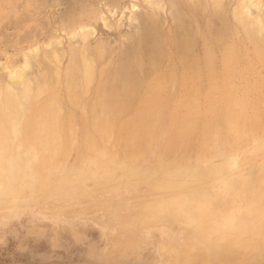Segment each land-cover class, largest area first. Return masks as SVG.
<instances>
[{"label": "rangeland", "instance_id": "1", "mask_svg": "<svg viewBox=\"0 0 264 264\" xmlns=\"http://www.w3.org/2000/svg\"><path fill=\"white\" fill-rule=\"evenodd\" d=\"M55 1L0 0V264H264V0L82 2L98 15L68 30L46 26L65 8ZM131 4L139 6L133 14ZM12 9L29 18L6 29ZM145 12L161 30L160 43L151 40L160 51L137 44L132 105L144 103L151 84L157 108L91 109L103 87L110 94V74L129 40L136 43ZM33 27L42 38L9 48ZM57 40L63 48L48 47ZM69 53L78 65L73 106L57 105L56 132L30 133L48 95L66 86ZM26 61L30 87L11 108L5 87Z\"/></svg>", "mask_w": 264, "mask_h": 264}, {"label": "bare ground", "instance_id": "2", "mask_svg": "<svg viewBox=\"0 0 264 264\" xmlns=\"http://www.w3.org/2000/svg\"><path fill=\"white\" fill-rule=\"evenodd\" d=\"M42 2H44V3H46V1H49V0H41ZM55 1V0H54ZM62 1V0H61ZM61 1H59L60 3H62ZM65 1V0H64ZM102 1V0H101ZM110 1V3H115L117 0H109ZM56 2V1H55ZM84 3V2H87V6L89 7H91V9H93V6H95V5H99L100 4V0H86V1H82V0H66V2H65V8H64V10L62 9V12H61V14H59V15H55V16H57V17H52V18H50V20L49 21H47V19H46V21H47V25L46 26H52V25H54L55 23H58L62 28H64V29H66V30H68V29H70V28H72V27H74V26H76V25H78L79 23H81L82 24V22H84L85 20L87 21L88 20V22H85V23H89L90 22V20H92L93 19V17H94V19L96 18L95 16H96V14L98 13L97 12V10L98 9H96V10H90L89 8V11L87 10V6H83L84 4L86 5V3H84V4H82L81 5V3ZM126 2V1H125ZM169 2H170V5L173 7V5H174V0H169ZM178 2V1H177ZM60 3H58V5H57V7H60L59 5H60ZM128 3V2H127ZM176 3V2H175ZM203 3V2H202ZM108 3H106V5H107ZM252 4V3H251ZM50 5V4H49ZM112 5V4H111ZM121 5V4H120ZM177 5V4H176ZM194 5V4H193ZM104 6V5H103ZM116 6V5H115ZM117 6H118V4H117ZM18 7H19V5H18ZM51 7V6H50ZM53 7V6H52ZM127 7H129V11L133 14V13H135L136 12V10L139 8V6H138V8H136V5H129V6H127ZM169 7V6H168ZM171 7V8H172ZM55 8V7H54ZM53 8V9H54ZM62 8H63V5H62ZM81 8V9H80ZM114 7H112V9H113ZM117 8V7H116ZM120 8H121V6H120ZM95 9V8H94ZM133 9H135V10H133ZM178 9V8H177ZM205 9V8H204ZM245 9V8H244ZM247 9V8H246ZM251 9V8H250ZM35 10V9H34ZM34 10H33V12H34ZM58 10V9H57ZM56 10V11H57ZM85 10V11H84ZM55 11V10H54ZM58 11H61V9H59ZM88 11V12H87ZM99 11V10H98ZM135 11V12H134ZM180 11V10H179ZM21 11H19L18 13L16 12L15 14H14V9H12L11 11H10V13H9V15L7 16V21H6V23H7V25H6V29H13V28H15L16 26L17 27H19V24H20V21H22L24 18L26 19H28L29 18V16H26V14L25 13H20ZM121 12V11H120ZM140 12V11H139ZM141 13H144L143 11L141 12ZM140 13V14H141ZM22 14V15H21ZM23 14L26 16H23ZM138 14V13H137ZM146 14H148V13H146L145 12V15ZM204 14V13H203ZM98 15V14H97ZM139 15V14H138ZM144 15V17H146ZM235 15V14H234ZM23 17V18H22ZM143 17V18H144ZM148 17V16H147ZM146 17V19H141V20H143V21H141L142 22V24H141V22H140V24H141V30H140V32H138L137 33V38H135L136 40H134V42H136V43H133V40H129V44L127 45V49H125V51H121L122 52V57H120V59H121V62H120V60H118L119 62H118V65L116 64V66H118V67H114V68H116V69H114L112 72H111V76H112V79H111V82H110V84H109V82H108V84H109V86L111 87V92H110V94L109 95H106V89L108 88L107 86L106 87H103L102 88V92L101 93H98L96 96H95V98H94V101L92 102V107H91V105H90V107H91V109H95V110H102V109H107L108 111H111L112 113H116V112H120V111H124V110H130V109H132V108H135L136 110H138L139 112H141V113H143V111H149V112H151L152 110H155L156 108H157V103H155V102H153L152 101V96H153V94H154V92L152 91L153 90V88H151L150 86H151V84H148L146 87H147V89L145 90V93H144V97H145V101H144V103L142 104V105H140L139 104V106H133L132 104L134 103L133 101V96L135 95V91H136V89L137 90H139L138 88H137V86H138V83L140 82L138 79H137V77H133V76H136V69H135V67H132L133 65H134V62H135V60L137 59V57L141 54L140 53V51H139V48H137V44L138 45H140V48L142 47V49H144L145 48V46L143 47V45L141 46V44L143 43H145V45L146 46H148V43L149 44H152L151 46H150V48L152 49V47H154V49H157L158 48V50L160 51V49H159V47H157V43H160V41H161V38H160V36L158 35V34H156L158 31H157V27H155L156 25H154L153 26V24H152V21L151 20H149L150 18L148 17L147 18ZM240 17V16H239ZM131 18V17H130ZM129 18V19H130ZM132 19V18H131ZM148 19V20H147ZM140 20V19H139ZM26 21H29V20H26ZM36 21V20H35ZM130 21V20H129ZM224 21V20H223ZM222 21V22H223ZM263 21V20H262ZM25 22V21H24ZM23 21H22V23H24ZM40 22V21H39ZM132 22H135V20L134 21H132ZM136 22H137V20H136ZM225 22V21H224ZM241 22V21H240ZM5 23V24H6ZM154 23V22H153ZM242 23V22H241ZM41 24V23H40ZM43 24V25H44ZM97 24V23H96ZM95 24V25H96ZM100 24V23H99ZM155 24V23H154ZM262 24V23H261ZM93 25V24H92ZM91 25V26H92ZM101 25V24H100ZM99 25V26H100ZM224 25V24H223ZM258 25H259V27H264V25L262 24V26L259 24V21H258ZM20 26H22L21 24H20ZM24 26V25H23ZM98 26V25H97ZM180 26V25H179ZM191 26V25H190ZM246 26V25H245ZM154 27H155V29H154ZM178 27V26H177ZM258 27V29H260ZM96 28V27H95ZM184 28V27H183ZM29 29H31L30 31H28V32H23V33H19V32H17L16 34H14V36H15V44H11V43H9V48H11V49H13L14 51H16V53H17V51L19 50L18 49V46L20 45L21 46V44L22 43H25V42H27L29 39L31 40L32 38L34 39V38H39V37H41L43 34H44V32H40L39 31V29H36L35 27H33V29L32 28H29ZM51 29V28H50ZM102 29V28H101ZM100 29V30H101ZM138 29H139V27H138ZM154 29V30H153ZM49 30V29H48ZM76 30V29H75ZM159 30V29H158ZM261 30H263V31H261ZM261 30H259V32L261 31V32H264V29L262 28ZM84 31V30H83ZM154 31V32H153ZM155 31H157L156 33H155ZM160 32H161V30H159ZM246 31V30H245ZM248 31V30H247ZM255 31V30H254ZM253 31V32H254ZM9 32H11V31H9ZM129 32V31H128ZM251 32V31H250ZM249 32V33H250ZM261 32L259 33V34H261ZM105 33V32H104ZM226 33V32H225ZM252 33V32H251ZM255 33H258L257 31L255 32ZM155 34V39H153L154 37H153V35ZM77 35H79V34H77ZM86 35V34H85ZM136 35V34H135ZM253 35V34H252ZM256 34H254V36H255ZM6 36V35H5ZM46 36V35H45ZM76 35L74 34V37H75ZM159 36V38H160V41H157L159 38H156V37H158ZM162 36V35H161ZM224 36H225V34H224ZM249 36H250V34H249ZM73 37V38H74ZM86 37V36H85ZM84 37V39H86ZM111 37V36H110ZM251 37V36H250ZM253 37V36H252ZM263 37V36H262ZM42 38V37H41ZM44 39V38H43ZM157 39V40H156ZM254 39H255V37H254ZM64 40H67V38L66 39H64ZM64 40H60V41H56L55 43H52V44H49V46L48 47H52V46H58V47H62L63 48V46L65 45L64 43ZM69 40H70V38H69ZM107 40V39H106ZM151 40H153V43H154V40L157 42H155L156 44H155V46H153V43L151 42ZM181 40V39H180ZM185 40V39H184ZM9 42V41H8ZM10 42H11V40H10ZM29 42V41H28ZM32 42V41H31ZM151 42V43H150ZM48 43V42H47ZM106 43H107V41H106ZM181 43V42H180ZM184 44V43H183ZM186 44V43H185ZM185 44L184 45H182V47L184 48V49H182V50H184V52L186 53H188L189 51H188V49H189V47L186 45L185 46ZM24 45V44H23ZM123 45V44H122ZM136 45V46H135ZM161 45V44H160ZM29 46V45H28ZM159 46V45H158ZM163 46V45H162ZM162 46H160L161 47V51L163 52V50H162ZM45 47V46H44ZM90 47V46H89ZM88 47V48H89ZM155 47H157V48H155ZM8 48V47H7ZM20 48V47H19ZM43 48V47H42ZM21 49V48H20ZM71 49V48H70ZM90 49V48H89ZM22 50V49H21ZM141 50V49H140ZM145 50H146V48H145ZM150 50V49H149ZM157 50V51H158ZM37 51V50H36ZM36 51H34V52H36ZM73 50H70V52H72ZM147 51V50H146ZM145 51V52H146ZM156 51V52H157ZM19 52V51H18ZM121 52H120V54H121ZM144 51L142 50V53H143ZM155 52V51H154ZM178 52V51H177ZM182 52V51H181ZM179 53L180 54V58H179V65L181 66V68L184 66V65H186V63H188L189 62V58L187 57L188 56V54H187V56H186V54L184 53V52H182V53ZM73 53V52H72ZM82 53H83V50H82ZM91 53V52H90ZM110 53V52H109ZM164 53V52H163ZM146 54V53H145ZM150 55V57L148 58V64L147 65H149V67L151 68V67H153L154 68V66H155V63L156 62H154L153 60H152V58H153V55L151 54V53H149ZM159 54V53H158ZM157 53H156V55H158ZM178 54V53H177ZM212 54H214V53H212ZM17 55V54H16ZM15 55V56H16ZM74 55V53L72 54V56ZM94 55H95V57L100 61V60H102L103 59V57H104V55H105V48L104 47H102V48H100V49H97L96 50V52L94 53ZM143 54H141V56H142ZM164 55V54H163ZM163 55H160V57H162ZM33 56V55H32ZM71 56V53H69V57ZM75 56V55H74ZM88 56V55H87ZM179 56V55H178ZM193 56V55H192ZM34 58L33 59H35V62H37V60H38V62L40 63V64H42L43 66L46 64V62H42L41 63V61H39V59L37 58V54L36 53H34V56H33ZM147 57V56H146ZM152 57V58H151ZM154 57H157V56H155L154 55ZM18 58H20V57H18ZM25 58H26V55H25ZM43 58V57H42ZM53 58L54 59H57L58 60V56L55 54L54 56H53ZM68 59V54L66 53L63 57H62V60L63 59ZM70 58H73V60L72 59H69V64L66 66V72H65V74H63L62 73V75L64 76V78H66L67 79V82L65 81V83H66V86L64 87V88H62L61 87V89L59 90V93L57 94V95H55V96H53V94L54 93H51V94H49L48 95V101L41 107V109H40V111L41 112H43V115H44V118H42V119H40V120H37L36 122H37V127H35L34 129H31L29 132L30 133H34V132H39V131H46L47 130V132H56L57 131V129L59 128V125H60V122L58 121V119L56 118V116L55 115H57V114H55L54 112L56 111V110H58V104L60 103V102H62L63 104H65V108H67V109H69V108H71V106H73V105H71L70 103H68V101H69V98H70V94H71V77H73V73H74V66H75V69H78V65H76L74 62L76 61L75 60V57H70ZM87 58H89V57H87ZM142 58H143V56H142ZM158 58V57H157ZM17 59V58H16ZM44 59H45V57H44ZM43 59V60H44ZM140 59V58H139ZM155 59V58H154ZM26 60H27V58H26ZM71 60H72V62H71ZM157 61L159 60V59H156ZM12 61V60H11ZM44 61H47L46 59L44 60ZM160 61V60H159ZM201 61V60H200ZM13 62V61H12ZM19 62V61H18ZM37 62V63H38ZM48 62V61H47ZM62 62V61H61ZM77 62V61H76ZM161 62V61H160ZM211 62H212V59H211V56L208 54V56H207V63L208 64H211ZM65 63V62H64ZM136 63V62H135ZM159 63V62H158ZM157 63V64H158ZM16 64H17V62H16ZM16 64H14V63H12V65H16ZM39 64V65H40ZM61 64V63H60ZM75 64V65H74ZM10 65H11V63H10ZM11 65V66H12ZM74 65V66H73ZM115 65V64H114ZM141 65V64H140ZM177 65V64H176ZM192 65V64H191ZM47 66H49V63H47ZM76 66H77V68H76ZM144 66V65H143ZM187 66V65H186ZM186 66H184L185 68H186ZM24 67V66H23ZM29 67H30V65H29ZM53 67V66H52ZM28 69V63H27V61H26V67L24 68V70H23V72H19V71H17V72H11L10 73V76H9V80H10V82H11V84H9L8 86H6L5 88H6V103H7V105L8 106H10L11 108H19V101H18V99H17V97H20L21 95L22 96H25L26 95V93H27V91L26 90H29V87H30V85H29V81H27L26 79H25V75H24V73H25V69ZM149 68V69H150ZM160 68V67H159ZM50 69H52L51 67L49 68V72H50ZM106 69V68H105ZM47 70H48V67H47ZM57 70V69H56ZM56 70H55V72H56ZM112 70V69H111ZM171 70V69H170ZM182 70V69H181ZM77 71V70H76ZM80 71V70H79ZM78 71V73H80ZM150 71V70H149ZM155 71V70H154ZM60 72V71H59ZM15 73V74H14ZM134 73V74H133ZM149 73V72H148ZM167 73V72H166ZM61 74V73H60ZM59 74V75H60ZM151 72H150V76H151ZM147 75V74H146ZM145 75V76H146ZM144 76V77H145ZM149 76V77H150ZM166 76V75H165ZM194 76V75H193ZM75 77L76 76H74V78L73 79H75ZM148 77V76H147ZM146 78V77H145ZM52 79V78H51ZM60 79V78H59ZM103 79V78H102ZM101 79V80H102ZM137 79V80H136ZM53 80V79H52ZM38 81V80H37ZM103 81V80H102ZM146 81V80H145ZM37 83V82H36ZM94 83H95V80H94ZM156 83V82H155ZM178 83V82H177ZM75 84V83H74ZM102 84V83H101ZM100 84V85H101ZM34 85V84H33ZM37 85H39V82L37 83ZM75 86V85H74ZM153 86V85H152ZM158 86V85H157ZM161 87V86H160ZM140 88V87H139ZM149 88H151V89H149ZM92 89V88H91ZM109 89V88H108ZM141 89V88H140ZM149 89V90H148ZM157 89V88H156ZM158 89H159V87H158ZM50 90H51V88H50ZM93 90V89H92ZM147 90H148V92H147ZM109 91V90H108ZM141 91V90H140ZM162 87H161V89H160V91H159V94H162ZM44 92V91H43ZM143 92V91H142ZM74 93V92H73ZM93 93H94V91H93ZM157 93V92H156ZM167 93V92H166ZM80 94V93H79ZM164 94V93H163ZM106 95V96H105ZM137 95V94H136ZM157 95H158V93H157ZM105 96V97H104ZM141 96V95H140ZM73 97H74V95H73ZM136 97H139V96H135V98ZM75 98V97H74ZM140 98V97H139ZM56 101H55V100ZM142 99V98H141ZM37 100V99H36ZM102 100H106V101H108V102H106L105 104H103L102 103ZM133 100V101H132ZM144 100V99H143ZM156 101V100H155ZM138 104V103H137ZM0 105H1V103H0ZM2 108H4V105L3 106H1ZM180 107V106H179ZM2 108H0V112L2 111ZM75 108V107H74ZM165 108V107H164ZM6 110V109H5ZM4 110V111H5ZM72 110V109H71ZM59 112V111H58ZM93 112H94V110H93ZM2 113V112H1ZM148 113V112H147ZM156 113V112H155ZM4 114H6V113H4ZM93 114V113H92ZM94 115V114H93ZM97 115V114H96ZM95 115V116H96ZM108 115V114H107ZM6 117H7V115H6ZM96 118V117H95ZM94 118V119H95ZM39 119V118H38ZM93 119V120H94ZM1 121V120H0ZM3 121H4V119H3ZM2 121V122H3ZM95 122L97 121L96 119L94 120ZM99 122V121H98ZM151 123V122H150ZM5 124H6V122H5ZM97 124V123H96ZM153 124V123H152ZM1 125H2V123H1ZM35 125H36V123H35ZM150 126H152V125H150ZM149 126V128H152V127H150ZM62 127V126H61ZM148 127H147V129H149ZM2 129H4V128H2ZM5 129H7V127L5 128ZM0 130H1V126H0ZM152 130V129H151ZM150 130V131H151ZM5 132H7L6 130H4ZM140 131H142V130H140ZM143 131H145V130H143ZM148 131V130H147ZM149 131V132H150ZM133 132H136V131H133ZM8 133V132H7ZM41 134H42V132H40ZM38 134V133H37ZM54 134V133H53ZM143 135V137H144V133H142ZM8 135H9V133H8ZM36 135V134H35ZM137 135H139V133H136L135 134V137H138ZM132 136H134V135H132ZM141 136V134H140V138L142 137ZM3 137H4V135H0V139L2 140L3 139ZM134 137V138H135ZM22 138V137H21ZM1 140H0V147H2L1 145H2V143H3V141H2V143H1ZM57 142V141H56ZM55 142V143H56ZM43 144H45V142L43 143ZM45 146V145H44ZM42 147V148H45V147ZM2 149H3V147H2ZM1 148H0V150H2ZM6 150H7V148H5ZM36 150V149H35ZM45 150V149H44ZM43 150V151H44ZM35 153H36V151H34ZM227 197V196H226ZM241 235H243V234H241ZM240 239H242V237H239Z\"/></svg>", "mask_w": 264, "mask_h": 264}]
</instances>
